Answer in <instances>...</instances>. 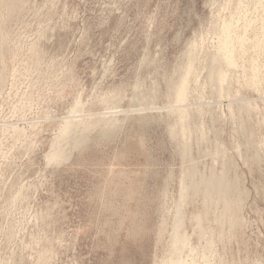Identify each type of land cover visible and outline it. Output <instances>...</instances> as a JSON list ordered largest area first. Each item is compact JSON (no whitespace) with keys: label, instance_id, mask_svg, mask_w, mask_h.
I'll return each mask as SVG.
<instances>
[{"label":"rangeland","instance_id":"obj_1","mask_svg":"<svg viewBox=\"0 0 264 264\" xmlns=\"http://www.w3.org/2000/svg\"><path fill=\"white\" fill-rule=\"evenodd\" d=\"M0 264H264V0H0Z\"/></svg>","mask_w":264,"mask_h":264},{"label":"bare ground","instance_id":"obj_2","mask_svg":"<svg viewBox=\"0 0 264 264\" xmlns=\"http://www.w3.org/2000/svg\"><path fill=\"white\" fill-rule=\"evenodd\" d=\"M222 51L225 53H229V48L226 47L225 50ZM229 64H231L230 61H227ZM219 79L222 80L223 76H219ZM185 89L184 87L181 85V87L177 90V100H176V108H174L175 111H177L179 113L180 116H182L183 112H184V106H185ZM76 120L70 119L68 121V123L66 124V127L64 129V136H68L71 131H69V129L72 128V126L74 125ZM84 141V138L82 136L78 137L74 142H73V146H79L81 145V143ZM67 156V153L65 151H60L58 150L55 154H54V159H64Z\"/></svg>","mask_w":264,"mask_h":264}]
</instances>
